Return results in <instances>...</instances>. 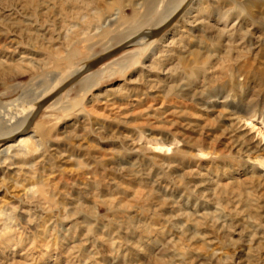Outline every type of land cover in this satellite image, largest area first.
Here are the masks:
<instances>
[{"label":"rangeland","instance_id":"rangeland-1","mask_svg":"<svg viewBox=\"0 0 264 264\" xmlns=\"http://www.w3.org/2000/svg\"><path fill=\"white\" fill-rule=\"evenodd\" d=\"M182 1L0 0V128ZM188 8L0 144V264H264V0Z\"/></svg>","mask_w":264,"mask_h":264},{"label":"water","instance_id":"water-1","mask_svg":"<svg viewBox=\"0 0 264 264\" xmlns=\"http://www.w3.org/2000/svg\"><path fill=\"white\" fill-rule=\"evenodd\" d=\"M186 8H187V4L183 8H181V10L179 12H177L174 16H172L166 23H164L159 28L154 29V30H149V31H147V30L146 31H141L137 35H135L133 38H131L130 40L122 43L118 47L106 52L105 54L101 55L100 57H98V58L94 59L93 61H91L90 63L86 64L82 71H80L78 74L73 76L69 81L64 83L55 92H53L52 94L48 95L47 97H45L43 100H41L38 103V106L36 107L35 111L31 115V117L29 118V120H28V122L26 124V127L24 128L23 132H21L20 134H16V135H14L11 138H6V139L0 140V144L7 143L10 140L18 138L19 135L27 133L28 130L30 129V127L32 126V124L34 123L35 119L37 118V116L40 114V112L47 105H49L53 100H55L71 84H73L77 79H79L81 76H83L84 74L95 70L97 67H99L104 62H106V61L110 60L111 58L117 56L118 54L123 52L129 46L133 45L137 40H139L142 37H145V38H148V39H156V38H158L164 31H166L167 29H169V27H171V25L176 21V19L182 14V12Z\"/></svg>","mask_w":264,"mask_h":264},{"label":"bare ground","instance_id":"bare-ground-1","mask_svg":"<svg viewBox=\"0 0 264 264\" xmlns=\"http://www.w3.org/2000/svg\"><path fill=\"white\" fill-rule=\"evenodd\" d=\"M192 0H183L179 5L175 6L169 13L165 14L162 16L161 20H158L155 23L154 29L159 28L160 26H162L164 23H166L172 16H174L177 12H179L181 10V8H183L186 4H187V8L182 12V14L179 16L181 17L184 13H186L189 10V5L191 4ZM191 9V8H190ZM178 17V18H179ZM177 18V19H178ZM176 19V20H177ZM173 25V24H172ZM171 25V26H172ZM170 28V27H169ZM151 29V28H150ZM153 29V30H154ZM168 30V29H167ZM166 30V31H167ZM149 31V30H147ZM139 32L141 31H134L132 33L127 34L124 39L126 41L130 40L131 38H133L135 35H137ZM165 32V31H164ZM163 32V33H164ZM162 33V34H163ZM161 34V35H162ZM160 35V36H161ZM159 36V37H160ZM148 38L142 37L139 40H137L134 44H138V45H142L147 41ZM123 42V43H124ZM84 69V66L76 69L75 71H73L69 77H73L76 74H78L80 71H82ZM67 78V79H68ZM35 106H32L29 110H27V112L24 115H20V113L22 112V110L19 111V114L13 116V121H9L8 124L3 125L0 129V140H2L3 138H6L7 136L12 137L14 134L22 132V129L27 121V119H29V117L31 116L33 110H34ZM36 109V108H35ZM25 111V110H24ZM35 111V110H34ZM17 113V112H16ZM28 122V121H27ZM27 124V123H26ZM26 127V125H25ZM24 127V128H25ZM32 136L31 135H25V136H20L15 145L24 147L26 146L29 142H31ZM14 143L12 144H6L3 147L0 148V157H5L7 154L10 153V151L14 148ZM21 149V148H20Z\"/></svg>","mask_w":264,"mask_h":264}]
</instances>
